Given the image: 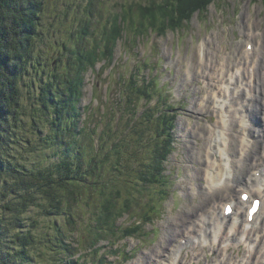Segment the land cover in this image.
I'll use <instances>...</instances> for the list:
<instances>
[{
	"label": "rangeland",
	"instance_id": "1",
	"mask_svg": "<svg viewBox=\"0 0 264 264\" xmlns=\"http://www.w3.org/2000/svg\"><path fill=\"white\" fill-rule=\"evenodd\" d=\"M149 1H42L40 36L34 44L31 60L33 62L38 60L37 64L40 62L45 73H48L53 68L62 72L59 58L62 64L67 60L73 67L80 64L77 56L85 58V69L82 67L83 82L80 86V94L83 95L82 97L80 95L79 103L84 108L81 122H85L84 131L87 130V133L80 138V142L90 151H92L90 144L98 149L96 156L93 153L99 168L93 179L107 185L103 194L99 190L95 196L91 193V197L89 196L82 205L81 198L80 203L76 201L73 203V213L78 219L77 227L72 224L69 227L64 221L66 219L64 215L46 218L42 213L43 216L39 215L38 207L31 206L25 213L17 211L25 224L32 223L30 218L37 219L40 231H51L49 218L52 222L64 221L63 226L67 233L64 239L68 240L66 244H71L74 248L71 250L73 253H64L54 246L52 241L57 240L54 239L53 233H48L49 241L45 236H41L40 241L36 239V254L44 255V261L36 256L40 262H64L71 258L76 264H171L172 258L169 257L177 238L175 237V241L173 238L174 242L172 241L170 245L169 229L177 228L176 223H182L179 219L184 221L185 215L194 213L200 202V196L198 194L191 196V191L197 192L198 188L205 186L207 182L199 178L203 176L198 170L200 165L189 161L187 156L189 148H200L203 142H206V138H192L187 135V129L198 125L207 129L204 125L209 124L211 117L212 122L216 120V115L213 113L203 115L204 104L199 106L200 114L192 107L194 100L200 104L208 87L201 72L191 75L190 70L197 72L200 44L205 40L214 52L216 65L227 56L231 61L236 60L245 50L248 28L252 27L254 22L260 21L258 25L264 29V0H209L210 5L200 7L186 16L189 20L186 19L181 30L176 28L160 30L150 25L141 29L140 26L150 22L148 17L151 14L148 11H140L137 5L140 2L147 4ZM169 5H172L171 10H168L172 18L179 11L183 12L180 3ZM183 5L184 8L187 7L185 0H182ZM76 44L79 48L75 47ZM64 45L69 46V51L74 48L70 58L65 59V56H61L67 53ZM39 50L41 56L33 57ZM212 70L216 71L214 68ZM136 73L140 77V79L134 77L137 82L144 76L148 81L151 80V76L155 77L159 88L155 85L151 87L149 104H146L149 102L147 99L138 98L139 101L135 102L137 107L135 111V107L132 109L129 104L124 106L119 100L122 97V90L125 91L123 85L126 78ZM213 76L216 77V74ZM31 78L29 74L23 78L20 100L24 105L28 103L31 95L29 94ZM34 83L38 85L37 82ZM160 94L165 98L164 104L160 102L164 108L162 110L174 113L170 106L172 105L179 116L176 129L171 131L174 136L173 152L170 150L169 161L165 166L167 173L170 174V180L158 181L157 184L151 185L140 177L141 173L149 172L145 168H136L139 161L144 160L137 154L142 147L143 155L147 156L146 149L148 150L151 145L155 146L156 140L146 134V141L144 139L141 141L140 137L136 141L132 133L138 117L150 133L154 134L153 118L155 110L159 108L156 103L161 99L158 96ZM146 105H151L155 110L151 107V110L142 113ZM123 106L129 111H134L133 114L129 115V111L127 109L124 111ZM25 117L27 118V115ZM114 129L115 131L111 133ZM23 135L28 137L27 140L35 138L29 131L23 132ZM128 140L132 143H126ZM142 142L145 145L138 148ZM101 145L103 150L100 149ZM165 149L161 145L160 151ZM23 155L28 158L31 153ZM151 155L148 159L152 162L151 169H155L160 163L156 164L154 149ZM33 157H36L35 153ZM108 157L118 164H109ZM117 189V192H120L119 201L114 195ZM111 194L115 198H110V201L103 205L106 196ZM10 198L18 199L17 195ZM125 198H129L130 211L124 209L125 204L121 205ZM149 214L151 223L144 217L140 227L137 225L133 227L135 233L132 235L127 228L136 224L140 215ZM186 219L191 221L192 218ZM34 228L36 227H31L30 230ZM180 233L181 230L178 234ZM214 249L210 246H205L204 250L197 246L194 249L193 245L186 246L182 249L178 264H216L220 253ZM230 251L233 252L234 259L238 254L241 258L245 249L241 244L232 246ZM154 254L156 255L153 256ZM232 262L227 261L225 264H233Z\"/></svg>",
	"mask_w": 264,
	"mask_h": 264
},
{
	"label": "trees",
	"instance_id": "2",
	"mask_svg": "<svg viewBox=\"0 0 264 264\" xmlns=\"http://www.w3.org/2000/svg\"><path fill=\"white\" fill-rule=\"evenodd\" d=\"M42 1L0 0V264H76L71 258L64 262L38 261L36 239L40 241L41 236H45L49 241L48 233H53L57 241H52V244L60 248L62 252L72 254L71 250L74 248L71 244H66L68 240L64 239L67 233L63 222L65 221L69 227H71L70 224L77 227V218L72 209L73 203L75 201L78 203L81 198L82 205L89 196L91 197V193L95 196L99 190L103 194L107 185L93 179L94 173L99 169L95 158L98 149L90 144L92 148L90 151L80 142V138L87 133V130L84 131L86 126L84 127L81 122L84 108L79 103L80 95L81 97L83 95L80 94V86L83 82L85 58L77 56L80 64L73 63L74 67L67 60L62 64L59 58L62 72L53 68L48 73H45L40 62L37 64L38 60L35 62L31 60L34 44L40 36ZM176 2L180 3L183 12L179 11L172 18L168 13L172 7L169 4ZM185 2L186 8L182 6V0H150L147 4L140 2L137 5L138 9L151 14L148 17L150 22L143 24L140 28L145 29L150 25L160 30L169 28L179 30L183 28L185 21L189 20L186 16L211 3L209 0H185ZM75 47L79 48L77 44ZM69 49V46L64 45L67 53L61 56H65V59L70 58L74 51V48L70 51ZM37 52L33 57L41 56V51ZM28 74L32 77L29 85L31 95L28 103L24 105L20 100V90L24 75ZM134 77L137 79L139 76L136 73L126 78L123 85L125 91L122 90V97L119 100L124 106L129 104L132 109L135 107V102L139 101L138 98L147 99L149 102L146 104H149L151 87L153 85L158 87L153 76L150 81L144 76L139 82ZM34 82L38 85L36 86ZM158 96L161 98L156 103L159 108L155 110L151 105H146L142 112L146 113L152 108L155 110L154 134L150 133L138 117L132 133L136 141L139 137L141 141L142 139L146 141V134L156 140L155 146L151 145L152 141L151 147L146 149L147 156L143 155L141 147L145 143L138 145L141 151L137 155L142 156L144 160L141 159L136 168L148 169L149 173H141L140 177L151 185L157 184L158 181L170 180V174L167 173L165 166L169 161L170 153L173 152L172 132L176 128L178 116L172 105L170 106L174 113H169L166 109V112L162 110L161 103L164 104L165 98L162 94ZM124 106L123 110L126 111L127 108ZM133 112L130 110L128 113L132 115ZM99 116L103 118L102 115ZM24 129L26 131H23ZM136 130L139 132L137 133ZM28 131L34 135V139L27 140L28 137L23 135V132ZM113 131L115 129L111 133ZM130 140L126 143H132ZM161 145L166 149L160 151ZM100 149H104L102 145ZM153 149L156 164L160 163V166L155 169H151L152 162L148 159V156H152ZM24 153H31V155L27 158L23 155ZM34 153L39 158L33 157ZM108 158L109 164H118L110 157ZM117 191L118 189L114 195L119 201L120 192ZM13 195H17L18 199L12 200L10 197ZM115 197L112 194L107 195L103 205L108 203L110 198ZM123 204H125L124 209L129 211V198H125L121 205ZM31 206L38 207L37 213L44 215L45 218L52 215H64L66 219L63 222H56V220L52 222L49 218L51 231H40L37 219L30 218L32 223H28L30 226H27L28 224H25L21 215L17 213V211L25 213ZM140 224L141 222H137L134 226ZM31 227L36 228L30 230ZM37 257L44 261L43 254Z\"/></svg>",
	"mask_w": 264,
	"mask_h": 264
},
{
	"label": "bare ground",
	"instance_id": "3",
	"mask_svg": "<svg viewBox=\"0 0 264 264\" xmlns=\"http://www.w3.org/2000/svg\"><path fill=\"white\" fill-rule=\"evenodd\" d=\"M258 24L260 21L254 22L248 29L252 32L251 51H243L234 61L227 56L216 65L214 52L209 43L204 41L200 47L202 63H198L197 72L190 70L191 75L201 72L208 87L200 104L194 100L192 107L200 114L199 106L204 104L202 113L208 110L216 115V120L211 125H204L207 129L199 125L187 129V135L192 138H206L200 148H189L187 157L189 161L200 165L198 170L203 176L199 178H203L207 184L199 187L197 192L191 191V196H200V202L195 207L196 213L185 215L184 221L179 219L182 223L177 222V228L169 229L168 240L171 245L175 237L183 238L185 234L194 249L196 246L201 250L205 246L213 250L216 248L221 253L216 264H225L227 261H233V264H264L263 175L260 174L255 183L256 191L253 194L262 197V205L253 221L247 222V216H235L234 212L226 218L220 211L226 199L233 201L236 193L244 188L245 178L259 169L260 160L264 158L261 137L264 130V29ZM239 125L249 129L246 139L242 137V131L237 130ZM236 207L238 211L242 210L244 204L236 202ZM186 217L192 218L191 221ZM241 244L245 254L241 258L238 254L232 259L233 252L230 249ZM183 247L181 243H174L169 257L172 258L171 264L180 262Z\"/></svg>",
	"mask_w": 264,
	"mask_h": 264
}]
</instances>
